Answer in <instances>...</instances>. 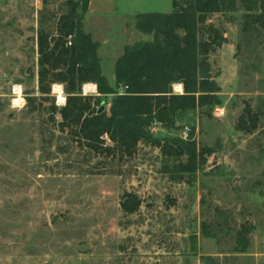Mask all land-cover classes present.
<instances>
[{
  "label": "rangeland",
  "instance_id": "1",
  "mask_svg": "<svg viewBox=\"0 0 264 264\" xmlns=\"http://www.w3.org/2000/svg\"><path fill=\"white\" fill-rule=\"evenodd\" d=\"M66 1L0 0V264H264V29L243 30L242 6L210 15L227 39L210 55L219 101L173 127L151 126L161 144L184 141L177 154L141 141L121 157L61 129L60 113L49 109L65 105L64 84L50 94L39 89L38 30L56 34ZM115 9L85 23L109 41L100 58L112 85L118 53L152 40L137 28L139 14L173 5L116 0ZM83 93L98 95L82 86ZM112 97L103 96L106 110ZM16 99L22 104L14 107ZM246 107L260 114L251 133L237 128ZM126 192L141 200L133 213L122 209Z\"/></svg>",
  "mask_w": 264,
  "mask_h": 264
},
{
  "label": "trees",
  "instance_id": "2",
  "mask_svg": "<svg viewBox=\"0 0 264 264\" xmlns=\"http://www.w3.org/2000/svg\"><path fill=\"white\" fill-rule=\"evenodd\" d=\"M66 2L68 11L60 16L56 34L43 27L38 30L39 89L50 94L52 84H64L65 105L49 109L52 115L60 113L61 129L94 152L121 157L133 156L141 141L177 154L184 141L161 144L153 139L151 126L173 127L187 112L219 101L210 55L227 39L220 27L208 22L210 15L235 12L242 6L246 10L243 30L259 34L264 29V0H172L171 12H147L136 18L137 28L152 32L153 39L124 47L115 61L112 85L103 73L99 42L83 30L90 0ZM87 82L97 84L98 95L82 94ZM177 83L183 85V92L174 90ZM205 89L208 95L202 93ZM111 94L109 110L99 112L106 105L103 96ZM259 120L260 114L246 107L237 128L254 132ZM106 137L112 145H106ZM140 205L137 195L125 193L121 203L125 213Z\"/></svg>",
  "mask_w": 264,
  "mask_h": 264
},
{
  "label": "crops",
  "instance_id": "3",
  "mask_svg": "<svg viewBox=\"0 0 264 264\" xmlns=\"http://www.w3.org/2000/svg\"><path fill=\"white\" fill-rule=\"evenodd\" d=\"M115 3H116V0H90L89 7H88V11H87V13L85 15V18H84L83 30L85 32H87V33H91V35L94 38V40L97 41V42H99V44H100L99 50H98L99 56H100V52H101L102 47L104 45L109 44V41L104 40V41L101 42V40H99V39L96 38L95 32H94V29L93 28H92V30L85 29V23H86V20H87V18L89 16L90 17L95 16V17L98 18V17L103 16V15H106V14L109 15V14H115V13H117V11L115 9ZM152 39H153V35H152ZM122 53H118V57ZM116 59L114 60V66H115ZM114 78H115V76H114ZM180 91L183 92V85H181Z\"/></svg>",
  "mask_w": 264,
  "mask_h": 264
},
{
  "label": "built area",
  "instance_id": "4",
  "mask_svg": "<svg viewBox=\"0 0 264 264\" xmlns=\"http://www.w3.org/2000/svg\"><path fill=\"white\" fill-rule=\"evenodd\" d=\"M69 43L71 44V42H69ZM175 85H182V84L177 83V84H175ZM93 86L95 87V91L97 92V84H96V83H93V82H87V83H84V84H83L84 89H85V90H88V91H89V90H93V89H92ZM62 91H64V89H62ZM122 91H123V89H122ZM177 92H181V91L179 90V91H177ZM83 94L87 95V93H83ZM219 114H220V113H219ZM189 133H190V128H189L188 126H186V127L184 128V130H183V137L186 139V138L188 137Z\"/></svg>",
  "mask_w": 264,
  "mask_h": 264
},
{
  "label": "bare ground",
  "instance_id": "5",
  "mask_svg": "<svg viewBox=\"0 0 264 264\" xmlns=\"http://www.w3.org/2000/svg\"><path fill=\"white\" fill-rule=\"evenodd\" d=\"M179 89H181V85H178ZM55 89L57 90V92L59 93V99L61 102L65 101V96L63 95V91H62V87L59 84H56ZM93 90H95V87L93 86L92 88Z\"/></svg>",
  "mask_w": 264,
  "mask_h": 264
},
{
  "label": "clouds",
  "instance_id": "6",
  "mask_svg": "<svg viewBox=\"0 0 264 264\" xmlns=\"http://www.w3.org/2000/svg\"><path fill=\"white\" fill-rule=\"evenodd\" d=\"M14 90L17 92V94L19 93V87H16ZM21 104H22V101L19 100V99H16V100L13 101V106L14 107L19 106Z\"/></svg>",
  "mask_w": 264,
  "mask_h": 264
},
{
  "label": "water",
  "instance_id": "7",
  "mask_svg": "<svg viewBox=\"0 0 264 264\" xmlns=\"http://www.w3.org/2000/svg\"><path fill=\"white\" fill-rule=\"evenodd\" d=\"M104 109H105V104L103 103V104L101 105V108H100L99 112H102Z\"/></svg>",
  "mask_w": 264,
  "mask_h": 264
}]
</instances>
